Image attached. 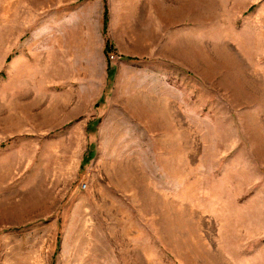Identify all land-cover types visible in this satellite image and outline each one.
<instances>
[{
    "label": "rangeland",
    "instance_id": "rangeland-1",
    "mask_svg": "<svg viewBox=\"0 0 264 264\" xmlns=\"http://www.w3.org/2000/svg\"><path fill=\"white\" fill-rule=\"evenodd\" d=\"M68 1L0 0V264H264V0Z\"/></svg>",
    "mask_w": 264,
    "mask_h": 264
},
{
    "label": "trees",
    "instance_id": "trees-1",
    "mask_svg": "<svg viewBox=\"0 0 264 264\" xmlns=\"http://www.w3.org/2000/svg\"><path fill=\"white\" fill-rule=\"evenodd\" d=\"M107 6L105 5L104 8V14H103V26H102V32L105 35V44H104V51L109 53L111 50H113V44L110 40V38L107 36V21H108V14H107Z\"/></svg>",
    "mask_w": 264,
    "mask_h": 264
},
{
    "label": "crops",
    "instance_id": "crops-1",
    "mask_svg": "<svg viewBox=\"0 0 264 264\" xmlns=\"http://www.w3.org/2000/svg\"><path fill=\"white\" fill-rule=\"evenodd\" d=\"M60 4H62L63 6L60 8H57V10H55L53 12H76V8H74L75 7L74 5L77 4V1H75V0L68 1L65 3L66 5H64V2H61ZM42 12H50V11L46 10V11H42ZM109 35H110V31H109V28L107 26V36H109ZM110 40H111L113 46L115 47V43L113 42V40L111 38H110Z\"/></svg>",
    "mask_w": 264,
    "mask_h": 264
}]
</instances>
